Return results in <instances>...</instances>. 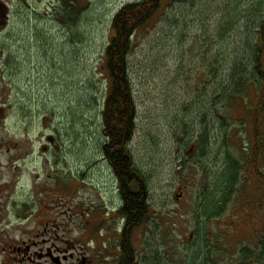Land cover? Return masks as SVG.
Returning a JSON list of instances; mask_svg holds the SVG:
<instances>
[{
  "label": "rangeland",
  "instance_id": "1",
  "mask_svg": "<svg viewBox=\"0 0 264 264\" xmlns=\"http://www.w3.org/2000/svg\"><path fill=\"white\" fill-rule=\"evenodd\" d=\"M135 1L0 0L9 14L0 32V264H54L49 250L120 264L126 242L137 264H264V114L256 128L253 85L232 109L246 130L236 123L225 142L213 125L208 152L193 155L204 75L217 60L227 73L248 63L256 26L245 14L226 27L254 0H167L138 33L130 150L151 208L130 232L118 214L123 197L104 154V53L115 14ZM67 3L77 13L69 24L58 15Z\"/></svg>",
  "mask_w": 264,
  "mask_h": 264
},
{
  "label": "trees",
  "instance_id": "2",
  "mask_svg": "<svg viewBox=\"0 0 264 264\" xmlns=\"http://www.w3.org/2000/svg\"><path fill=\"white\" fill-rule=\"evenodd\" d=\"M166 1L140 0L123 5L113 18L112 37L104 53L109 80V91L103 110L104 133L107 138L104 154L120 185L124 204L118 214L125 219L129 232L139 227L140 222L150 214L151 208L148 179L135 167L130 150L137 130V106L133 95L129 59L133 54L138 33L160 18ZM238 5L239 2L237 7ZM254 5L256 8L249 7L242 16L241 13L235 14L234 20L231 21L233 24L226 27L229 31L230 27L238 23L236 19L243 18L245 14L249 17L248 21L256 26L257 36L254 38V35L250 44V54L245 56L248 63L240 67L232 65L227 73L226 67L223 69L213 67L220 63L217 60L204 75L200 95V101L203 102L199 103L198 109V115L202 119L201 134L195 146L193 145L195 151L193 155L198 149L204 154L208 152L213 125L219 124V127L225 128V142L236 123L239 122L240 128L246 130L248 124L244 120L238 121L233 118L232 109L237 100L247 101L246 97L252 85L259 97L258 105L256 109L252 106L247 109L256 112L254 122L256 128L264 114V0H254ZM75 11L76 9L67 3L63 5L58 15L63 13L66 21L64 23L69 24L75 19L77 14ZM212 81L215 84L210 88L208 84ZM132 246V242L124 243L120 264H137L138 260H134Z\"/></svg>",
  "mask_w": 264,
  "mask_h": 264
},
{
  "label": "flooded vegetation",
  "instance_id": "3",
  "mask_svg": "<svg viewBox=\"0 0 264 264\" xmlns=\"http://www.w3.org/2000/svg\"><path fill=\"white\" fill-rule=\"evenodd\" d=\"M7 15H9V14H7ZM7 21H8V19H7ZM7 21H6V25H7ZM3 23H4V20L2 21V24H0V32H2L7 27V26L6 27H3ZM1 199H2V195L0 194V200ZM2 209H3V206L0 207V210H2ZM72 253L76 254V252H72ZM74 254H71V256H69V257L68 256H62V258L65 259V262H67L69 259H74L73 264H77V263L80 264L81 261H82V264H85V263L87 264L86 258L83 257L82 260H81V259H79V257L78 258H75L74 257ZM54 255L55 254L51 250H49V252L46 255V257L49 258V259H51V260H53L54 257H55ZM80 256H82V255H80Z\"/></svg>",
  "mask_w": 264,
  "mask_h": 264
},
{
  "label": "water",
  "instance_id": "4",
  "mask_svg": "<svg viewBox=\"0 0 264 264\" xmlns=\"http://www.w3.org/2000/svg\"><path fill=\"white\" fill-rule=\"evenodd\" d=\"M2 5H0V24H2V21L4 20L3 18H6V10H7V6L5 4ZM50 141L52 142L53 138H51ZM55 263L60 264L58 259H55Z\"/></svg>",
  "mask_w": 264,
  "mask_h": 264
},
{
  "label": "bare ground",
  "instance_id": "5",
  "mask_svg": "<svg viewBox=\"0 0 264 264\" xmlns=\"http://www.w3.org/2000/svg\"><path fill=\"white\" fill-rule=\"evenodd\" d=\"M116 179V178H115ZM118 185V184H117ZM27 207H28V205H27ZM30 208V207H29ZM33 208V207H32ZM31 209V208H30Z\"/></svg>",
  "mask_w": 264,
  "mask_h": 264
}]
</instances>
